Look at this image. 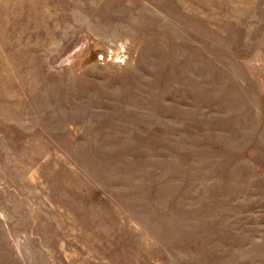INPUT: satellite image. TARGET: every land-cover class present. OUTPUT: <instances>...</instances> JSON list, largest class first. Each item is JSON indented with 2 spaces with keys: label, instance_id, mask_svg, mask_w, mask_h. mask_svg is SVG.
Wrapping results in <instances>:
<instances>
[{
  "label": "rangeland",
  "instance_id": "rangeland-1",
  "mask_svg": "<svg viewBox=\"0 0 264 264\" xmlns=\"http://www.w3.org/2000/svg\"><path fill=\"white\" fill-rule=\"evenodd\" d=\"M0 264H264V0H0Z\"/></svg>",
  "mask_w": 264,
  "mask_h": 264
}]
</instances>
